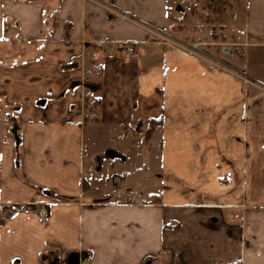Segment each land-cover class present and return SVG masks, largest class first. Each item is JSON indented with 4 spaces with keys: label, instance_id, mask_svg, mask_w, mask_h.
Wrapping results in <instances>:
<instances>
[{
    "label": "crops",
    "instance_id": "0c3cea01",
    "mask_svg": "<svg viewBox=\"0 0 264 264\" xmlns=\"http://www.w3.org/2000/svg\"><path fill=\"white\" fill-rule=\"evenodd\" d=\"M246 7L241 23L213 27L177 21L176 0H0V264H67L73 253L85 254L79 264H264V209L235 214L225 199L241 195L234 176L264 166V93L150 35H199L212 52L227 33L246 36L248 60L264 46V0ZM85 96L100 100L98 120L85 118ZM160 113L168 163L179 159L189 179L204 165L205 193L166 187L148 203L106 190L93 178L87 123L131 128ZM220 175L228 182L216 185ZM205 197L216 204L196 202ZM29 203L49 207L46 226L8 209Z\"/></svg>",
    "mask_w": 264,
    "mask_h": 264
},
{
    "label": "rangeland",
    "instance_id": "374dc122",
    "mask_svg": "<svg viewBox=\"0 0 264 264\" xmlns=\"http://www.w3.org/2000/svg\"><path fill=\"white\" fill-rule=\"evenodd\" d=\"M176 2L179 6V11L177 10L175 13V19L177 21H196L200 24L204 23V26L213 25L214 27L221 23L227 24L235 15H237L241 23L245 20L247 10V0H176ZM210 32L209 35L211 34ZM150 35L151 38L159 40V43L171 47L173 46L168 41L170 38L176 40L177 43H193L187 40L173 38L162 30H154ZM226 36L227 38H224L226 42L219 44L216 47V52L210 51L209 48L207 50L205 49L211 59H216L218 64L220 62V65L217 66L218 64H213L209 61L206 62L231 75V77L239 83L242 91L248 93L251 88V90L257 93H264V85L260 82L264 80V46L253 45L249 47V59H246V61L245 53H243L240 46L248 42L247 37H241L239 35L230 37L228 33ZM196 38L194 39L197 41L194 42L201 41L199 35H197ZM209 39H211V36ZM221 47H223L224 50L221 49ZM226 49L237 50L236 53L239 57L237 63L232 62L230 60L231 58L229 59L227 57V53H230V51L227 52ZM250 72L255 74L256 78L252 77ZM88 113L86 109V116L89 117L90 115ZM152 118L154 122H151ZM158 118L162 119L157 126L156 122ZM134 123L136 124L137 122L133 121L132 124ZM162 124L163 116L161 113L159 116L143 118L137 126L133 125L131 128L115 123L108 124L105 121H101L98 124L87 123L85 129L86 153H92L95 150L97 152L94 157L95 168L97 169L100 167L99 170H94L93 178L99 179L97 182L111 193L115 192L116 189H121L123 191L127 189L128 191L124 193V195L126 194L124 199L127 197L128 200H132V197L133 199L149 201L148 203L160 202L163 199L162 191L166 187L181 191L184 197H186L187 193L192 192L189 191V189L193 190V195H203L205 193L208 170L204 165L197 166L196 168L200 170V173L204 172V174L199 175V170H197V176H193L191 180L189 177L183 176V166L179 165V159L176 164H169L167 157L170 152L164 149L160 142L163 136H165V132L163 129H161L160 132L158 131ZM151 126L155 128L153 131ZM108 150L117 152L114 158L108 157ZM118 153H120L121 157L117 155ZM175 154L178 156L177 158L181 157L182 150L180 152L177 151ZM123 155L124 158L122 157ZM96 158H99V160L96 161ZM257 168L260 169V171L253 176H242L241 174L240 176H234L236 180H234V188L232 190L235 192L238 189L241 195L239 198L232 196L225 199L226 201L230 199V201L238 203L239 208L237 207L234 209V212H236L235 214L244 209L247 205H256L254 207L255 209H264V196H259L260 194H264V166H259ZM241 169H243V167ZM116 173H124L125 175L115 176ZM211 177L217 185L221 182H228L227 178L229 176L220 175ZM115 185L119 187L116 188ZM251 193L256 195L249 197ZM243 194L245 197L242 196ZM259 199L262 200V203H259ZM252 200L255 201V204L248 203ZM202 201L203 202L196 199V202L200 204L214 202L208 197L202 198ZM214 204L216 203L214 202Z\"/></svg>",
    "mask_w": 264,
    "mask_h": 264
},
{
    "label": "built area",
    "instance_id": "2783aa9c",
    "mask_svg": "<svg viewBox=\"0 0 264 264\" xmlns=\"http://www.w3.org/2000/svg\"><path fill=\"white\" fill-rule=\"evenodd\" d=\"M151 32H154V30H151ZM168 41L171 43V45L173 47L181 49L184 52H186L187 54H190V55L197 57L199 60H206V61H209L213 64H218V61H216V59L215 60L211 59L210 55L207 54L206 50L203 48V45L200 43H197V42H193V43L179 42V43H177V41L172 39V38L168 39ZM126 51L128 53H132L133 48L131 46H128L126 48ZM219 65H220V62L217 66H219ZM8 209H10L14 213L18 212V213H21L23 215H31V214L34 215L38 225L41 227L46 226L51 219V211H50L49 207H46L44 205H42L36 209V206L34 203H29V204L21 206V207L15 205V204H12ZM4 210H5V208L0 206V212H3Z\"/></svg>",
    "mask_w": 264,
    "mask_h": 264
},
{
    "label": "trees",
    "instance_id": "16d2710c",
    "mask_svg": "<svg viewBox=\"0 0 264 264\" xmlns=\"http://www.w3.org/2000/svg\"><path fill=\"white\" fill-rule=\"evenodd\" d=\"M84 101H85V108L89 112L90 119L98 120V117H97V114H98L97 109H98L100 100L98 98H90L89 96H85ZM89 117L88 116H85L86 119H89ZM161 119L162 118H158L157 119V122H156V125L157 126L160 124ZM151 122H154V119L153 118H152ZM151 128H152V126H151ZM154 129L155 128H152V131ZM150 131H151V129H150Z\"/></svg>",
    "mask_w": 264,
    "mask_h": 264
},
{
    "label": "water",
    "instance_id": "95a60500",
    "mask_svg": "<svg viewBox=\"0 0 264 264\" xmlns=\"http://www.w3.org/2000/svg\"><path fill=\"white\" fill-rule=\"evenodd\" d=\"M18 143V140L16 141ZM108 157L114 158L116 153L113 151H108L107 152ZM85 259V254L84 253H73L70 254L67 258V264H79Z\"/></svg>",
    "mask_w": 264,
    "mask_h": 264
}]
</instances>
